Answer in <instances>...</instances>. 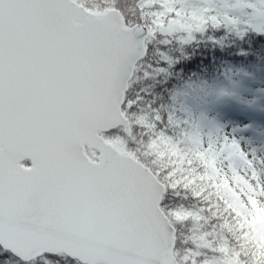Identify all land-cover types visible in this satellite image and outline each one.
<instances>
[{
	"label": "snow or ice",
	"instance_id": "1",
	"mask_svg": "<svg viewBox=\"0 0 264 264\" xmlns=\"http://www.w3.org/2000/svg\"><path fill=\"white\" fill-rule=\"evenodd\" d=\"M233 36L264 0H0V264H264V160L134 88Z\"/></svg>",
	"mask_w": 264,
	"mask_h": 264
},
{
	"label": "trees",
	"instance_id": "2",
	"mask_svg": "<svg viewBox=\"0 0 264 264\" xmlns=\"http://www.w3.org/2000/svg\"><path fill=\"white\" fill-rule=\"evenodd\" d=\"M228 43L231 47L218 54L216 62L203 65L201 71L176 74L177 83L171 89L165 88L162 83L171 75V67H165L167 75L143 77L134 88L143 90L145 102L154 107H164L190 132V126H198L196 134L199 128L207 133L217 125L236 126L240 121L232 117L237 114L253 116V119H248V124L260 122L264 125V86L253 83L257 70L264 75V48L255 47L248 38L242 41L235 36ZM241 51L245 56L233 59V53ZM181 54L188 57L186 52L171 55ZM155 59V56H150L148 63H155ZM144 71L151 73L152 69L146 67ZM216 107L223 112L216 110L215 113ZM197 135L200 136V133Z\"/></svg>",
	"mask_w": 264,
	"mask_h": 264
},
{
	"label": "rangeland",
	"instance_id": "3",
	"mask_svg": "<svg viewBox=\"0 0 264 264\" xmlns=\"http://www.w3.org/2000/svg\"><path fill=\"white\" fill-rule=\"evenodd\" d=\"M244 12L251 13L252 9L247 8L244 9ZM237 15L241 16V19H248L247 16H243L241 13H237ZM241 28H244L245 25L241 24ZM219 107V106H218ZM216 107V110L219 112H223V110H219V108ZM219 116H221L219 114ZM249 118L253 119V116H250ZM256 120L260 118H255ZM191 127V131L196 133V127ZM213 132V133H212ZM212 132H202L201 128H199L200 136L203 137L205 140L212 139H224L225 137L229 140V142H234L237 149L243 153L249 160L253 161H261L264 160V125H261V123H255L251 122L248 124V122L245 123H236L235 125H217L212 130ZM197 132V134H199ZM206 133V134H205Z\"/></svg>",
	"mask_w": 264,
	"mask_h": 264
},
{
	"label": "clouds",
	"instance_id": "4",
	"mask_svg": "<svg viewBox=\"0 0 264 264\" xmlns=\"http://www.w3.org/2000/svg\"><path fill=\"white\" fill-rule=\"evenodd\" d=\"M260 71L261 70H257V74L254 76L253 83L264 86V75H261Z\"/></svg>",
	"mask_w": 264,
	"mask_h": 264
}]
</instances>
